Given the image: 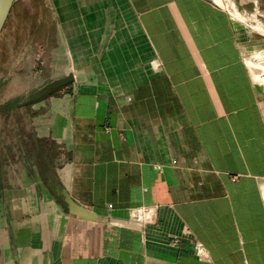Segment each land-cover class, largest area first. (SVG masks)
Segmentation results:
<instances>
[{
    "label": "crops",
    "instance_id": "crops-1",
    "mask_svg": "<svg viewBox=\"0 0 264 264\" xmlns=\"http://www.w3.org/2000/svg\"><path fill=\"white\" fill-rule=\"evenodd\" d=\"M49 4L73 76L66 161L5 190L0 264H264V73L237 11Z\"/></svg>",
    "mask_w": 264,
    "mask_h": 264
},
{
    "label": "rangeland",
    "instance_id": "rangeland-1",
    "mask_svg": "<svg viewBox=\"0 0 264 264\" xmlns=\"http://www.w3.org/2000/svg\"><path fill=\"white\" fill-rule=\"evenodd\" d=\"M224 2L237 11L236 22L251 38L250 61L264 73V0ZM61 56L49 0H14L0 28V248L5 190L46 178L66 161L65 150L52 140L62 134L73 84ZM259 92L264 101V88Z\"/></svg>",
    "mask_w": 264,
    "mask_h": 264
},
{
    "label": "built area",
    "instance_id": "built-area-1",
    "mask_svg": "<svg viewBox=\"0 0 264 264\" xmlns=\"http://www.w3.org/2000/svg\"><path fill=\"white\" fill-rule=\"evenodd\" d=\"M152 207L149 206H140L136 209L135 213V219H138L141 223H146L150 218L152 214ZM179 241H176L178 243Z\"/></svg>",
    "mask_w": 264,
    "mask_h": 264
},
{
    "label": "water",
    "instance_id": "water-1",
    "mask_svg": "<svg viewBox=\"0 0 264 264\" xmlns=\"http://www.w3.org/2000/svg\"><path fill=\"white\" fill-rule=\"evenodd\" d=\"M14 0H0V28L9 13ZM73 81V76L71 77Z\"/></svg>",
    "mask_w": 264,
    "mask_h": 264
},
{
    "label": "trees",
    "instance_id": "trees-1",
    "mask_svg": "<svg viewBox=\"0 0 264 264\" xmlns=\"http://www.w3.org/2000/svg\"><path fill=\"white\" fill-rule=\"evenodd\" d=\"M45 163H46V162H43V163H42L44 167H45Z\"/></svg>",
    "mask_w": 264,
    "mask_h": 264
}]
</instances>
